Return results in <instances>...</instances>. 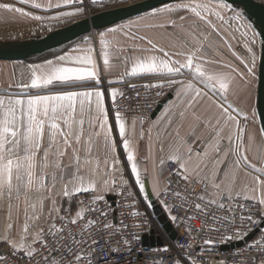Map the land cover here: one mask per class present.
Segmentation results:
<instances>
[{"label":"snow or ice","instance_id":"snow-or-ice-1","mask_svg":"<svg viewBox=\"0 0 264 264\" xmlns=\"http://www.w3.org/2000/svg\"><path fill=\"white\" fill-rule=\"evenodd\" d=\"M22 4H30L33 8H60L61 0H47L46 4L36 2V0H19ZM83 4L84 0H62L64 5L73 3ZM96 3L97 0H92ZM0 9L7 12H16L24 16H31L33 19L42 20V16H32L23 8L14 7L11 4L0 3ZM225 10L231 11L229 5L224 0H180L173 5H165L162 8L153 10L148 15L152 18L166 16L165 23L145 24V29L151 28H176V19L173 18L177 13H190L196 18V21L204 25L199 33L197 28L200 24L194 22V25L186 35L180 32H174L173 35L179 41L178 51L171 55L181 56L183 60H173L168 51L163 47H158L153 39L147 35H139L138 32H132L133 27L139 28L140 21L144 17H139L135 21H129L127 25L111 28L109 33L122 32L123 36L130 41H145L150 48H139L134 43V47L142 52L162 53L163 57L156 54L147 56H137L134 59L130 72L125 71L124 75L137 76L141 74H160L169 77L166 81H160L155 84L145 85L146 88H164L174 89L175 95L180 104H185V109L179 112V117L183 119L185 112L191 108L197 98L203 99L207 93L197 84L203 85V88L210 90L213 95H219L223 103L217 104L212 101L218 109L219 116L217 124L224 120V127L229 123L235 127V132H230L227 137L221 135L223 127L213 129L215 143L211 142L203 151H193L192 147L183 149L187 144L186 140H178V145L169 153V159L175 162L179 169L182 179L187 182H194L202 186L201 192L196 193L193 189V195L198 201L204 202L208 206L216 205L220 209L226 207L224 201H252V207L258 204L261 207L260 219H254L251 212L248 216H241V221L248 220L251 224H260L264 220V156L261 157V167L251 163L245 146L244 138L247 134L249 145L255 142V133H247V124L241 126L238 117L243 116L248 120L246 113H243L228 98L229 92L236 95L232 89V84L236 76H239L245 83L244 73L240 72L231 64L223 63L221 60L209 58L208 52L214 48L212 35L216 37L231 50L232 45L228 38L221 31V27L214 23L215 20L228 25L229 21L225 19L223 13ZM84 11L83 7H77L74 11H61L55 19L70 18ZM178 18L183 21L187 17L179 15ZM231 21H240V26L249 29L251 25L244 23L243 15L235 12L229 18ZM127 28L128 31H123ZM210 30V31H209ZM239 31V28L236 29ZM106 33H100L99 43L103 53V66L105 71H110L112 64L109 61V54L106 49L112 41L106 39ZM241 36H247V31L241 32ZM191 37V38H189ZM235 39V35L232 36ZM252 43H255V34H253ZM85 43L90 41L85 40ZM176 46V45H174ZM244 47L250 55V62L232 52L240 60L247 70L248 75L255 77L256 72V53L249 43ZM81 54H66L59 56L55 61L48 60L43 64H29L20 72V82L16 84L17 88L36 90L37 94L25 92L19 95L7 92L0 93V204H6V221L3 234L0 235V241L7 244L11 251L7 255L0 254V264H17L12 258L19 257L21 264H112L111 255L119 252L117 248L100 247V239L95 238L90 230L99 224V220L86 219L87 214L94 211H100V216L107 217V212L91 207L97 201L104 200L102 194L94 195L89 204L83 200L79 201V207L74 216L71 215L72 199L82 193H98L102 186L104 190H114L115 184L113 172H120V179L123 184L128 181L123 180V169H117L116 165L120 163L117 152L116 140L113 137V125L109 122V109L105 103V93L100 89V68L92 53L91 46L87 48H77L73 50ZM219 53L218 47H216ZM127 59V58H126ZM66 62H71L74 66H66ZM209 65H216L222 70H209ZM185 71L191 76L190 80H179L173 77H180ZM94 81L97 87L85 88L87 82ZM196 81V83H193ZM120 81H109V83H118ZM12 86L10 85L9 88ZM61 88L62 91L53 92L52 88ZM132 87H135L133 85ZM45 94H40V93ZM160 95V93H157ZM123 97L124 93L116 88L110 89V98L114 111V122L118 129L122 147L126 153L127 162L131 166V174L135 177V182L140 186V191H144V181L141 179V172L137 163L136 148L134 147L133 137L135 136V120L132 121L131 130L125 123V119L119 110L117 97ZM211 100V97H208ZM226 105V106H225ZM178 107V104H173ZM231 109V111H229ZM170 111V109L168 110ZM235 113V115L233 114ZM167 114V113H166ZM194 119L200 122V117L192 113ZM255 115V113H253ZM171 121H169L170 123ZM92 129L88 135H85V125ZM141 123L143 120L141 119ZM259 135L264 140V127L258 129ZM179 136V133H177ZM143 138V132L140 133ZM227 140L229 147L221 154V141ZM100 140H103L104 147L112 153L111 164L105 157L103 180L98 185L97 176L100 174V160L94 156V150ZM211 149V152L209 151ZM84 155L81 156V152ZM163 151V148H161ZM69 152L71 156L69 157ZM211 153H215L213 159ZM196 157L198 163L191 167L193 157ZM229 157L231 161L229 162ZM65 158L69 159L68 164H64ZM161 167L164 165V159L159 161ZM244 166L254 169L259 175L252 177V186L245 185L242 191H235V175L233 174L227 184L224 179L229 177L230 170L234 173L241 170ZM111 167V171L109 168ZM211 168V174H206ZM145 171L147 169L145 168ZM87 172V179L84 173ZM221 173L223 174L221 176ZM248 175V173H245ZM61 186L60 193H56L57 185ZM211 189V191H209ZM36 193V199H32L31 194ZM159 195V193H157ZM56 195L67 198L68 207L58 206ZM180 196L179 192L174 193ZM218 199L221 201L218 203ZM50 202V207L48 204ZM163 203V201H161ZM21 203L23 204V223L19 226V240L12 235L16 222L19 221ZM239 208H246L245 204H238ZM195 208L201 210L207 216V209L202 203H196ZM231 212L233 209L228 208ZM16 212V220H13V213ZM62 212L68 213L67 216ZM133 215H139L133 213ZM41 217H45L48 227L45 228L41 223ZM173 221L176 216L171 217ZM213 220L217 218L212 217ZM60 221L59 227L56 221ZM81 222L83 225L81 226ZM235 223L234 220L231 221ZM69 226L79 227V237L77 233L69 231ZM112 228L111 224L103 223L99 231H107ZM111 236L112 233L110 232ZM247 232L237 230L233 235L221 238V243L234 239H242L247 236ZM138 239L139 237H134ZM103 239V236H101ZM89 240L91 243L89 244ZM105 244L109 241L105 240ZM128 245L129 252L132 251L129 241H123ZM212 240H205L204 244H212ZM87 245V250L83 247ZM191 247V245H188ZM181 247H184L181 245ZM99 248V251H97ZM249 248L261 254H264V233L261 239L256 240ZM161 251L169 253L171 264H185L182 259H176L171 256L170 249L164 248ZM23 255H20V254ZM108 253V255H105ZM40 260H36V256ZM27 257V260H24ZM255 260V258H253ZM151 264H166L163 259L153 260ZM192 264H197L196 260ZM200 264H203L201 261ZM218 264H225L224 260L218 261ZM259 264H264L261 259Z\"/></svg>","mask_w":264,"mask_h":264},{"label":"crops","instance_id":"crops-1","mask_svg":"<svg viewBox=\"0 0 264 264\" xmlns=\"http://www.w3.org/2000/svg\"><path fill=\"white\" fill-rule=\"evenodd\" d=\"M264 4V0H257ZM36 2L41 4H46L47 0H36ZM53 3H56V0H52ZM225 2V1H224ZM0 3H7L11 4L14 7L23 8L26 12L31 13L32 16H38V13H48L53 10H58L62 8L67 7H73L76 8L79 6V3H73L69 5H64L61 0V7L60 8H52V9H45L40 8L36 9L33 8L30 4H22L19 2V0H0ZM226 3V2H225ZM228 4V3H227ZM229 5V9L232 10L233 14L235 12H239L243 15V21L246 24L251 25L252 23L249 21V19L241 12V10H238L234 6ZM225 16V19L229 21L228 25L222 24L220 21L215 20L213 18L214 23H216L218 26L221 27V31L224 33V35L228 38L229 43L232 45L231 50L227 47V45L223 44L218 37L215 36V34L212 35L211 39L214 44V48L210 49L208 52V56L211 59L214 60H221L223 63L231 64L233 67L237 68L240 72L244 73L245 79L248 81L245 83V80H242L239 76H236L235 81L232 84V89L236 91V95H232L231 91L229 92L228 98L229 100L238 107L243 113H246L248 116V120L245 121L243 119V116L238 117L241 122V126H244L247 124V133H255L256 139L255 142L249 145L247 134L245 135L244 142L245 146L248 148L247 155L251 163L255 164L257 167H261V157L264 156V140L261 139L259 135L258 129L261 127L260 120L257 113L256 108V100H257V93H258V86H259V65L261 60V37L258 31L254 30V28L251 25V28L245 29L240 26V21H231L229 18L231 17L230 11L225 10L223 13ZM192 16V15H191ZM191 19H187L186 21L177 22L176 21V28L173 29L171 27L168 28H160L159 35L156 33V35L150 33V38L153 39L154 43L158 45V47L165 48L166 51H168L171 54H174L178 51H182L181 47H179V41L176 40V37L173 35L174 32H180L182 34H187L189 31H191L194 22L197 24H200V28H197V33L204 28V25L196 21V18L194 16L190 17ZM134 19V18H133ZM129 21V20H128ZM166 21H160V23H165ZM37 25L38 22L36 19H33L31 16H24L20 13L16 12H7L3 9H0V42H13L18 39H25L27 37L37 35ZM119 25V24H118ZM115 27V26H113ZM113 27L101 30L99 32L107 31ZM239 28V31H236V29ZM210 31V30H209ZM247 31V36H241V32ZM106 39H118V36L120 32L117 33H106ZM233 34L235 35V39L232 38ZM253 34H255V43H252ZM191 38V37H189ZM85 40L81 43L72 46L70 48H67L63 53L59 55L52 56L51 58L45 59V60H27V61H0V93L7 94V92H11L12 94L19 95L25 92H31V94L35 95L37 94L36 90H28V89H20L16 87V84L20 82V72L22 69L25 68V66L29 64H43L45 61L53 60L55 61L59 56L66 55V54H81L76 53L73 50L77 48H87L91 46L93 48V57L96 60V63L98 67L100 68V79L101 84L99 85L100 89L104 91L105 93V103L106 106L109 109V115H110V123L113 125V137L116 140L117 144V152L116 155L119 158L120 163L116 165L117 169L122 168L123 169V180L128 181L127 184L135 185L139 190L140 186L136 184L135 177L131 174V166L127 162L126 153L123 150L122 142L119 137L118 129L115 126L114 122V116L112 115L110 111V89L116 88L119 91L122 90V87L124 85V73L125 69L131 70L132 64L134 63V59L137 56H147L151 54H156L163 57L162 53H149V52H142L138 48H135L133 45L135 42H132L131 46V53L127 55L120 53L116 51V49L108 48L107 52L109 54V61L112 64V68L110 71H105L103 66V56L102 53L98 51L95 43L92 39L87 38L89 43H85ZM23 41V40H22ZM249 43L251 47H253L254 52L256 53V68L254 71L256 72V76L252 77L248 75L246 68L244 67V64L240 62L239 59L236 58V56H233L232 52H236L238 56L243 58L246 62H250V55L246 48L244 47L245 43ZM99 42H97L98 44ZM136 44V43H135ZM120 45V43H119ZM137 45V44H136ZM176 45V46H174ZM139 48H150V45H147L145 41H141V43L138 45ZM216 47L219 49V53L216 51ZM105 50V49H104ZM103 50V53H104ZM127 58V59H126ZM171 58L173 60H183V57L171 55ZM125 61V67L122 68V64ZM66 66H74L71 62H66ZM130 67V68H129ZM209 70H222V71H229V69H219L216 65H209ZM163 76V75H162ZM175 79L179 80H190L191 76L185 71V74L180 77H173ZM169 77L164 76L163 80H167ZM109 81H120L118 83H109ZM193 83H196V81H193ZM12 86L9 88V86ZM85 88H95L97 85L94 81L87 82L84 85ZM197 87H200L203 89L204 92L207 93V96L203 99L197 98V100L193 103L191 108H188L185 112V117L181 119L179 117V112L183 111L185 109L186 101L188 98H185V104H180L178 101V98L175 95L174 89L172 95L166 99L160 106L158 112L152 116L150 119H142L143 123H141V119L135 120V136L133 137L134 141V147L136 148V155H137V163L140 168L141 172V179L144 181V191L141 192L143 197L149 199L147 189L149 188L152 195L155 197L160 193L165 186V177L167 175V163L171 162L169 159V153L172 151L174 147L178 145V140H186L187 144L183 145V149H186L187 147H192L193 151L201 150L209 145L211 142L214 144L215 141V134L213 129H219L223 127V132L221 133L222 136L227 137V135L230 132H235V127L233 124L229 123L227 127H224V120L221 119V123L217 124L216 120L219 116L218 109L216 108L215 104L212 103V101H215L217 104L223 103V101L220 99L219 95H213V93L208 90L207 88H203V85L197 84ZM53 92L55 91H62L64 89L61 88H52ZM45 94V93H40ZM208 97H211V100L208 99ZM178 104V107H173V104ZM226 106V105H225ZM170 109V111H168ZM231 111V109L229 110ZM167 113V114H166ZM192 113H195L197 116L200 117V122H197ZM255 113V115H253ZM235 115V113H233ZM169 121H171L169 123ZM126 125L131 130V124L132 121H126ZM92 131L91 128L87 126V123L85 125V135L87 136L88 133ZM143 132V138H140V133ZM177 133H179V136H177ZM229 147L228 141L225 139L221 141L220 148H221V154L225 149ZM161 148H163V151H161ZM211 152V149H209ZM81 156L84 155V152L82 151ZM71 156V152H69V157ZM94 156L98 157L100 160V174L97 176L98 185L101 184L103 180V171H104V164L103 161L105 157L107 156L110 164L112 160V153L107 150L104 147L103 140H100L97 144V147L94 150ZM212 158H215V153H211ZM161 159H164L165 163L161 167L159 161ZM231 161V157H229V162ZM69 159L65 158L64 164H68ZM198 163L197 158L194 156L193 161L191 164V167H195V165ZM178 166V165H177ZM145 168L147 171H145ZM111 171V167L109 168ZM179 173L182 172V169H179ZM245 173H248V175H245ZM208 175L211 174V168L206 173ZM235 175V185L234 189L235 191H242L245 187V185L252 186V177L259 175L254 169L244 166L241 170H236L234 173L230 170L229 177L223 178L224 184H227L229 182V179L232 175ZM85 178L87 179L88 173H84ZM223 174L221 173V176ZM113 176L118 181L122 182L120 179V172L115 171L113 172ZM261 179H264V176L261 177ZM184 180V179H183ZM123 183V182H122ZM113 188V185H112ZM56 193H60L61 186L58 184L56 188ZM211 191V189H209ZM112 190H104L103 187H100V191L98 194H110ZM32 199H36L38 194L32 193L31 194ZM57 199L58 206H67L68 202L67 198H64L60 195H56L55 197ZM48 207H50V202L48 204ZM65 207V208H67ZM23 204L21 203V211H20V217L19 221L16 222V227L13 229L12 235L19 233V226L23 223ZM77 210V205L72 199V211L71 215L74 216L75 211ZM63 215H68V213L62 212ZM45 220V217H42ZM13 220H16V212L13 213ZM7 223L6 221V204H0V235L3 234L4 226Z\"/></svg>","mask_w":264,"mask_h":264},{"label":"built area","instance_id":"built-area-1","mask_svg":"<svg viewBox=\"0 0 264 264\" xmlns=\"http://www.w3.org/2000/svg\"><path fill=\"white\" fill-rule=\"evenodd\" d=\"M133 0H85L89 15L92 14L94 7H109L111 9L129 6ZM166 81V80H161ZM160 82L154 79L138 80L124 83L121 92L123 97H117V104L126 121L139 119H150L157 113L162 103L169 98L173 89L164 88H146L145 85H151ZM135 85V87H132ZM160 93V95H157ZM110 111L114 116L115 109L110 102ZM167 175L165 177L164 189L159 195L154 197L153 201L143 197L140 190L132 184H123L115 180L112 192L105 194L104 200L97 201L91 207L107 212V217L100 216V211H94L87 214L86 219L99 220V224L92 229L95 238L100 239V247L117 248L119 252L111 255L112 264H151L153 260L163 259L166 264H171L169 253L161 251L164 248L170 249L171 256L176 259H182L185 264H192L193 260L200 264H218V261L224 260L225 264H259L264 259V254L249 248L256 240L261 239L264 233V220L260 224H251L248 220L241 221V216H248L249 212L254 219H260L261 207L256 204L252 207V201H224L226 207L218 208L216 205L208 206L202 201H198L193 195V189L196 193L201 192L202 186L193 182H187L182 179L178 166L175 162L167 163ZM179 192L180 196L174 195ZM98 193H82L73 197V201L79 207V201L83 200L85 204H89L92 196ZM163 201V203L161 202ZM202 203L207 209L206 216L201 210L195 208L196 203ZM221 202L218 199V203ZM238 204H245L246 208H239ZM160 206L163 214L173 225L177 233L176 240H173L170 234L165 230L163 224L160 223L158 217L154 214V207ZM231 207L233 211H229ZM138 213L139 215H133ZM67 216V215H65ZM172 216H176L175 221ZM215 216L217 219L213 220ZM235 223L232 224L231 221ZM45 228L48 223L41 222ZM103 223L112 225L107 231H99ZM59 227L60 221H56ZM83 222H81V226ZM69 231L77 233L79 237V227L69 226ZM237 230L247 232L248 235L242 239H234L221 243V238L233 235ZM112 233L110 236L109 233ZM103 236V239H101ZM250 236H253L251 239ZM134 237H139L138 239ZM161 238L164 242L162 246L145 245L144 239ZM127 239L132 251L129 252L128 245L123 241ZM109 243L105 244L104 241ZM205 240H212V244H204ZM91 241L89 240V244ZM241 243V245H238ZM183 245L184 247H181ZM188 245H191L189 247ZM228 247L224 249L223 247ZM87 250V245L83 246ZM11 249L7 244L0 241V254L7 255ZM99 251V248H97ZM20 255H23L22 253ZM108 255V253H105ZM255 258V260L253 259ZM21 264L19 257L12 258ZM36 260H40L37 255ZM27 260V257H24ZM11 264V262H10Z\"/></svg>","mask_w":264,"mask_h":264},{"label":"water","instance_id":"water-1","mask_svg":"<svg viewBox=\"0 0 264 264\" xmlns=\"http://www.w3.org/2000/svg\"><path fill=\"white\" fill-rule=\"evenodd\" d=\"M226 3L241 10L243 14L253 24L260 34L262 40V55L259 65V86L256 100V108L261 127H264V4L257 0H224ZM180 2V0H144L135 4L105 10L72 23L62 29L55 30L48 35L31 40L18 42H0V61H27L31 58L55 51L82 37L91 33L101 31L143 14L149 13L155 9ZM166 101V100H165ZM160 108V107H159ZM158 108V110H159ZM157 110V112H158ZM149 200L153 201L154 196L150 189H147ZM154 214L158 217L165 230L170 234L173 240H176L177 233L168 218L163 214L160 206L154 207ZM253 236H250L251 239ZM145 245L155 246L164 244L161 238L144 239ZM238 245H241L239 243ZM228 249V247H223Z\"/></svg>","mask_w":264,"mask_h":264},{"label":"rangeland","instance_id":"rangeland-1","mask_svg":"<svg viewBox=\"0 0 264 264\" xmlns=\"http://www.w3.org/2000/svg\"><path fill=\"white\" fill-rule=\"evenodd\" d=\"M141 1H144V0H133L132 3H130L129 5H132V4H135L137 2H141ZM173 4H175V3H173ZM173 4H170V5H173ZM78 7H83L84 8L83 13L79 14V15H76V16H73V17H70V18L55 19L53 17H56L58 15V13L61 12V11H74L75 8H73V7H67V8H62V9H58V10H53V11L48 12V13H38V16H42V17H44V19L37 20V22H38L37 33H36L37 35H33V36L27 37L25 39H18V40L13 41V42H18V41H22V40H31V39H35V38L44 37V36L48 35L49 33L53 32L55 30L62 29V28L66 27V26H68V25H70L72 23L80 21V20H82V19H84V18L89 16V12H88L87 6L85 4V0H84V3L83 4H79ZM108 9H110V8L109 7L108 8L107 7H102V8L94 7L91 13L95 14V13L102 12V11H105V10H108ZM151 12H149V13H151ZM149 13H146V14H143V15L139 16V17H144V19L142 21H140L139 28H137V27H133L132 28V30H131L132 32H138L139 35H147V36H150L151 32L154 35H156V33L159 35V33H160V28L159 27L151 28V29H145L143 27V25H145V24H160V21H163V20L167 21L168 17L161 16V17L152 18V17H150L148 15ZM230 14H231V16L234 15L232 10L230 11ZM179 15H185L187 17L183 21H186L188 18L191 19L190 17H192L190 13H183L182 12V13L174 14L173 18L176 19L177 22H179V21L182 22L178 18ZM139 17H136V18L131 19L129 21H135ZM129 21H126V22H123V23H121L119 25H116L113 28H118L119 26L127 25L129 23ZM251 25L254 28V30L256 31V29L253 26V24H251ZM123 31H128V29L124 28ZM100 33H108V30L104 31V32L97 31V32L91 33V34L86 35V36L82 37L81 39H79V40H77L75 42H72V43H70V44H68V45H66V46H64V47H62L60 49H57L55 51H52V52H49V53H46V54L31 58L29 60H45V59L51 58L52 56L59 55V54L63 53L67 48H70L72 46H75V45L81 43L86 38H90V39L93 40V42L95 43L94 45L96 46L98 51L100 53H102V56H103V50L104 49H102V46L100 45V43L97 44V42H99ZM110 41H112V43H110L108 48H111L113 50L116 49V51H118L120 53H123L125 55H127L126 53H128V54L131 53V48H133L131 46V44H132L133 41H130L127 38H125L123 36L122 32H120V34L118 36V39H110ZM119 43H120V45H119ZM135 43L137 45H139L141 43V41H136ZM108 48L106 49V51L108 50ZM261 51H262V42H261ZM124 65H125V61L122 64V68H124V69L127 68ZM0 66H2V65H0ZM127 71H129V70H127ZM146 79H154V80L161 81V80L164 79V76H162L160 74H141V75H137V76L125 75L123 81L125 83H129V82H133V81L146 80ZM65 207H67V206H63V208H65ZM41 222H45V220L42 217H41ZM13 237L15 239L19 240V233L13 234Z\"/></svg>","mask_w":264,"mask_h":264}]
</instances>
